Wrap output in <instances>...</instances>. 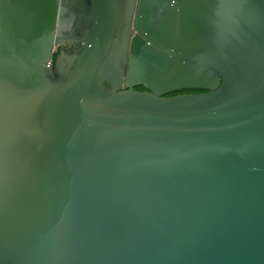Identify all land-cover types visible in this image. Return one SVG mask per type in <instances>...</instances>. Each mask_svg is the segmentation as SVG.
Wrapping results in <instances>:
<instances>
[{
    "label": "water",
    "instance_id": "obj_1",
    "mask_svg": "<svg viewBox=\"0 0 264 264\" xmlns=\"http://www.w3.org/2000/svg\"><path fill=\"white\" fill-rule=\"evenodd\" d=\"M0 264H264V0H0Z\"/></svg>",
    "mask_w": 264,
    "mask_h": 264
},
{
    "label": "flooded vegetation",
    "instance_id": "obj_2",
    "mask_svg": "<svg viewBox=\"0 0 264 264\" xmlns=\"http://www.w3.org/2000/svg\"><path fill=\"white\" fill-rule=\"evenodd\" d=\"M78 49H79L78 44L67 45V46H64V47H62V48H58L57 53H59L60 51H68V50H70V51H75V50H78ZM55 57H56V54L53 55V57H52L53 62H54V60H55ZM134 90H135V91H139V92H144V91H145V90H144L142 87H140V86H138V87H134ZM182 91H183V90H182ZM177 93H178V94H174V95H172V96L181 95V94H198V93H179V92H177ZM172 94H173V93H172ZM172 96H166V97H172Z\"/></svg>",
    "mask_w": 264,
    "mask_h": 264
},
{
    "label": "trees",
    "instance_id": "obj_3",
    "mask_svg": "<svg viewBox=\"0 0 264 264\" xmlns=\"http://www.w3.org/2000/svg\"><path fill=\"white\" fill-rule=\"evenodd\" d=\"M203 91H198V90H192V91H186V90H183L179 93H202ZM174 94H178V93H173V94H168L167 96H172Z\"/></svg>",
    "mask_w": 264,
    "mask_h": 264
}]
</instances>
